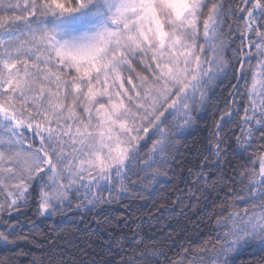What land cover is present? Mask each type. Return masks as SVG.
<instances>
[{"label": "snow or ice", "instance_id": "obj_1", "mask_svg": "<svg viewBox=\"0 0 264 264\" xmlns=\"http://www.w3.org/2000/svg\"><path fill=\"white\" fill-rule=\"evenodd\" d=\"M245 253L264 264V0H0V264Z\"/></svg>", "mask_w": 264, "mask_h": 264}, {"label": "trees", "instance_id": "obj_2", "mask_svg": "<svg viewBox=\"0 0 264 264\" xmlns=\"http://www.w3.org/2000/svg\"><path fill=\"white\" fill-rule=\"evenodd\" d=\"M223 100V90L221 92H218L217 99L214 101L215 104L219 105L222 103ZM216 109L213 108L212 113H209L205 120L201 122L200 127L198 129H194L190 135L187 137V142L185 146V153L188 156L189 159H193L195 156V153L199 150H203L204 144L207 142L208 133L211 129V125L213 123V117L215 115ZM236 130V129H233ZM227 131V130H226ZM230 134V133H229ZM126 209L122 208L120 206H116L113 213L111 215L116 216L120 214L126 213ZM177 221H179V228L183 229L184 227L193 228L196 226V222L194 220H190L188 217H180L177 215L175 219L169 218L167 222L161 221V228L167 226L168 224L175 227L177 225ZM39 223V221H37ZM51 222H49L50 224ZM49 224H43L40 226V230H44L49 227ZM148 226H145V230H147ZM171 230V229H169ZM83 237V234H81V238ZM61 244L64 243V241H59ZM79 242V241H78ZM38 252L39 249H36ZM251 255L248 253L243 254L240 257V260L238 261V264H251Z\"/></svg>", "mask_w": 264, "mask_h": 264}]
</instances>
